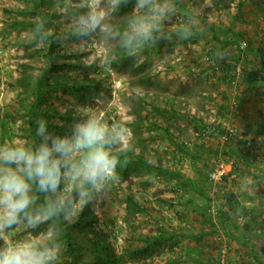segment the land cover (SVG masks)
<instances>
[{
	"label": "rangeland",
	"instance_id": "obj_1",
	"mask_svg": "<svg viewBox=\"0 0 264 264\" xmlns=\"http://www.w3.org/2000/svg\"><path fill=\"white\" fill-rule=\"evenodd\" d=\"M177 1L181 18L192 7L200 8V31L190 41L175 35L160 39L137 57L118 48L78 49L79 41L64 29L68 21L58 15L47 24L58 32L55 40L61 45L53 49L61 56L58 67L49 70L50 78L75 75L74 84L88 78L96 86L80 93L45 89L43 105L34 85L40 68L50 67V42L37 47L32 30L36 17H44L41 11L56 13L55 0H0V143L31 146L26 122L40 110L50 111L52 122L64 125L48 131L62 137L80 120L78 108H101L106 119L122 120L132 129V153L144 155L157 170L138 163L118 166L121 181L85 207L90 220L77 233L82 261L94 260V245L83 239L101 230L116 253L106 264H215L223 256H229L228 264H264L259 253L264 255V58L252 50L264 53V0ZM135 4H122L112 22L123 24ZM170 26L165 23L166 32ZM217 50L227 53L224 60L215 55ZM104 55L111 58V72L99 67ZM89 57L93 60L87 63ZM64 62L74 67L66 68ZM29 80L34 90L25 86ZM56 110L75 116L61 121ZM258 125L262 133L256 134ZM236 148L242 149L240 155ZM221 166L227 175L212 180ZM246 178L254 190L245 187ZM230 193L236 197L232 202ZM131 196L147 212L130 214ZM230 209L236 213L232 220L225 218ZM162 233L173 235L172 247L164 242L145 254L135 253ZM13 235L18 238L20 232ZM196 248L208 255L198 257L192 251ZM65 260L63 248L59 263Z\"/></svg>",
	"mask_w": 264,
	"mask_h": 264
},
{
	"label": "clouds",
	"instance_id": "obj_2",
	"mask_svg": "<svg viewBox=\"0 0 264 264\" xmlns=\"http://www.w3.org/2000/svg\"><path fill=\"white\" fill-rule=\"evenodd\" d=\"M127 3L55 0L54 11L68 21L64 29L79 41L78 49L104 47L111 52L118 48L129 57L154 48L160 39L175 35L190 41L200 31V8L192 7L178 17L177 0H136L123 24L113 23V14ZM173 17H178L175 23H171ZM36 21L33 40L43 47L53 30L47 20L36 17ZM166 22L171 24L170 32L165 31ZM215 55L224 60L227 53L217 50ZM90 60L93 57L86 62ZM99 62L105 72L112 71L109 55ZM77 111L81 118L72 124L70 135L49 133L48 122L39 119L38 145L0 143V264H59L61 221L73 222L89 203L102 200L121 181L117 172L121 155L135 151L132 129L122 120L106 119L101 108ZM156 181L153 177L152 182ZM245 187L254 190L253 181L246 178ZM41 225L47 227L34 235ZM17 231L18 238L13 235Z\"/></svg>",
	"mask_w": 264,
	"mask_h": 264
},
{
	"label": "trees",
	"instance_id": "obj_3",
	"mask_svg": "<svg viewBox=\"0 0 264 264\" xmlns=\"http://www.w3.org/2000/svg\"><path fill=\"white\" fill-rule=\"evenodd\" d=\"M177 4H180V3L177 1ZM42 15H44L43 19L47 20L48 24L58 18V14L56 13L49 14L48 12L41 11V16ZM19 25H25V24L19 23ZM55 35H58V32H54L53 36L49 38L50 49H47V53H48L47 57H48V62H49L50 67L43 66L42 68H40L42 70V75L37 80V84L34 85L35 90L38 92V95H40V98H39L40 103H42L43 105L45 104V98H46V96H44L46 94L44 93L45 89L53 90L56 88H64V89L71 90L73 92L75 91L76 93H80V89L82 88L90 89L96 86V84H94L92 80L88 78L84 79L82 82L74 84L77 78L75 75L74 76L73 75L62 76L56 79L50 78L49 70L51 68L58 67V65L60 64L58 60L61 56L60 53L53 50L54 48L55 49L61 48V45L58 44L59 40L58 39L55 40ZM252 50L264 58L263 49L259 48L256 50L255 49H252ZM63 65L66 68L74 67L73 63L71 64V63L64 62ZM25 86L27 87V89L34 90L32 81L30 80L26 81ZM39 108L41 109V107ZM54 114L55 116L61 117V121H65L64 118L66 117L71 118L72 116H75L71 112L62 113L60 111L58 112L57 110L54 112ZM167 114L168 113H165L164 115L166 116ZM53 118L54 117L51 116L50 111L48 112V111H42V110H40L37 114H34L31 119L29 118L26 124L29 128V132L33 139L32 145L34 144L38 145L40 142V137L37 136L36 134L37 133V124H36L37 120L39 119L46 120L48 122V126H47L48 131H50L51 129L53 131L62 129V126L64 125L60 126V123H57V124L53 123L52 122ZM145 119H148V117H146ZM258 126H259V129L256 134L262 133L260 131V128L262 127V125H258ZM132 152H128V153L121 155V165L120 166H122L123 164H125L126 166H129L131 164L138 163V164H144L148 166V168L151 170H157V168L154 167L153 165L147 164L146 162L147 160H145L144 155L137 156V155H134ZM241 152H242V149H239V148H236L234 150V153H236L237 155H240ZM230 194L231 195H228L227 199L232 202L233 200H235L236 197L234 196V194L232 193ZM129 207H130L129 208L130 214H137V213L144 214L145 212H147V208L141 205L140 203H137L134 197L132 196L129 199ZM243 210L245 211L246 207H243ZM235 214L236 213L234 212V210L230 209V211L226 212L225 218L232 220ZM88 218H90L89 213L87 209L84 208L83 211L80 213V215L73 222L68 223V222L61 221V228L63 230L62 231L63 248L66 254V260L59 264H106L108 263L109 259H111L109 255L116 254L112 248L113 247L112 244L109 242L108 236H106V234H104V232H102L101 230H97V233L93 235H89V237L83 239V241H87L88 243L94 245V248H93L94 249V260H90L87 262L82 261V257L84 254L82 252V246L77 242L80 239L77 233L80 232L78 228H80L82 224L87 223L90 220ZM72 229H75V230L72 231ZM160 230L161 229H159V231ZM173 238H174L173 235L170 236V235H167V233H162L159 237L155 236V237L149 238L145 242L146 246L143 247L142 249H137L135 253L139 255L143 253L145 254L149 250L155 249L157 246L160 245V243H164V242H165L166 247H172ZM192 251H196L195 254H197V256L200 258H204L206 257V255H208L206 252H203L202 249L196 248ZM259 251H260L259 252L260 255L264 257L261 250ZM228 257L229 256H223V257L217 258L215 264H222L223 259L225 260V264H228L229 262Z\"/></svg>",
	"mask_w": 264,
	"mask_h": 264
},
{
	"label": "built area",
	"instance_id": "obj_4",
	"mask_svg": "<svg viewBox=\"0 0 264 264\" xmlns=\"http://www.w3.org/2000/svg\"><path fill=\"white\" fill-rule=\"evenodd\" d=\"M225 166H221L218 169H216L212 174H211V179L214 181H221L225 178L227 175V170L224 168ZM222 264H225V260L223 259Z\"/></svg>",
	"mask_w": 264,
	"mask_h": 264
}]
</instances>
